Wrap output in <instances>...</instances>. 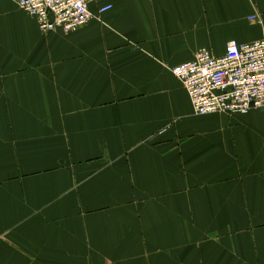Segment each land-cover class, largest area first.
I'll use <instances>...</instances> for the list:
<instances>
[{
    "label": "crops",
    "instance_id": "crops-1",
    "mask_svg": "<svg viewBox=\"0 0 264 264\" xmlns=\"http://www.w3.org/2000/svg\"><path fill=\"white\" fill-rule=\"evenodd\" d=\"M90 9L0 0V264H264V110L198 116L172 73L264 40V0Z\"/></svg>",
    "mask_w": 264,
    "mask_h": 264
},
{
    "label": "built area",
    "instance_id": "built-area-1",
    "mask_svg": "<svg viewBox=\"0 0 264 264\" xmlns=\"http://www.w3.org/2000/svg\"><path fill=\"white\" fill-rule=\"evenodd\" d=\"M93 0H17L18 7L37 21L41 31L75 32L94 20ZM112 7L100 9L105 13ZM259 21L257 16L250 18ZM198 116L246 114L264 110V40L231 41L222 56L200 49L193 60L172 68Z\"/></svg>",
    "mask_w": 264,
    "mask_h": 264
}]
</instances>
